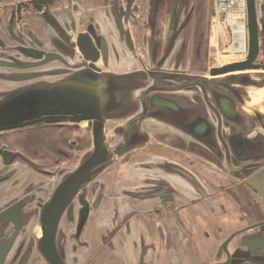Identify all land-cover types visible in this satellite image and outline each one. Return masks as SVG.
Masks as SVG:
<instances>
[{"label":"flooded vegetation","instance_id":"obj_1","mask_svg":"<svg viewBox=\"0 0 264 264\" xmlns=\"http://www.w3.org/2000/svg\"><path fill=\"white\" fill-rule=\"evenodd\" d=\"M194 9L195 5L190 4V0H0V60L16 62L29 56V49H37L45 53H57L67 61L54 60L46 65L70 68L69 64L82 62L84 58L77 48L70 45L69 40L87 33L92 25L101 37L100 58L96 64L102 69L103 62L111 63L107 41L113 42L112 59L116 64L123 63V53L116 51L114 45V42L119 41L129 50L126 60L131 62V70L167 74L166 64L170 58L177 67L171 73L188 74V69L184 67V57L187 27ZM258 9L261 11L258 14L260 47L254 64L260 67L250 70L257 74H250L248 78L245 76L244 79L249 83L239 88L223 90L224 97L235 105L236 113L232 118L219 115L222 111L219 99L223 95L214 88L207 102L211 129L206 135V143L212 153L226 155L224 164L227 171L245 184L264 183V140L250 138L247 122L239 109L257 98L259 91L264 88V10L260 6L257 13ZM138 45L145 57L138 55ZM70 54H74L73 60ZM213 67L220 66L213 65L209 71ZM189 68L191 73L200 72ZM257 118L264 128V115L258 113ZM54 127L60 128L58 130L61 133L52 139L51 146H39L42 143H34L30 137L34 133L31 131L43 133ZM80 127L82 132L73 129L69 123L44 124L0 133L5 134L0 138V149L14 153L9 164L0 154V178L9 174L0 180V248L12 241L3 264H51L46 251L48 248L42 241V214L58 183L71 172L74 161L71 159L72 152L77 150L79 154L84 153L87 144L93 142L91 138L92 142L88 141L89 135L86 134L89 132L83 131L84 126ZM72 133H77L74 139ZM237 135L247 140L246 147L240 152L236 151L234 145ZM73 156L76 158L74 153ZM212 160L211 156L208 161L211 165ZM19 167L26 170H19ZM259 191L264 197V185L259 187ZM87 195L84 188L69 203L57 224V233L60 228H69L73 223L78 229L82 226L93 204L86 201ZM261 203L264 205V200ZM243 208L240 218L246 215ZM243 229L244 232L264 233V222ZM224 252L231 257L228 264H264V248L255 251L229 248L227 241ZM65 254L56 236L53 257L68 264Z\"/></svg>","mask_w":264,"mask_h":264},{"label":"crops","instance_id":"obj_2","mask_svg":"<svg viewBox=\"0 0 264 264\" xmlns=\"http://www.w3.org/2000/svg\"><path fill=\"white\" fill-rule=\"evenodd\" d=\"M256 2L264 10V0ZM112 43L107 41L111 63L103 62L104 70L130 71L129 50L114 42L125 58L116 64ZM139 46L138 55L145 57ZM252 100L239 109L250 138L264 140L257 118L264 115V88ZM175 120L148 117L135 124L133 146L114 156L86 185V201L93 204L85 222L56 234L68 264H228L227 241L229 248H264V233L243 229L264 222L259 191L264 183L234 178L224 153H212L190 133L186 118ZM242 208L246 215L240 218Z\"/></svg>","mask_w":264,"mask_h":264},{"label":"water","instance_id":"obj_3","mask_svg":"<svg viewBox=\"0 0 264 264\" xmlns=\"http://www.w3.org/2000/svg\"><path fill=\"white\" fill-rule=\"evenodd\" d=\"M247 8V59L211 68L210 74L217 76L215 78L196 76L188 79L189 74L185 72L148 74L139 69L124 73L104 70L96 64L100 58L101 37L96 34L94 26L90 25L87 33H81L75 40H69L70 45L80 51L84 61L71 63L70 68L52 67L43 72L50 80L17 87L0 99V133L28 126L80 124L86 121L92 131V151L88 156L85 154L80 164L62 178L44 206L42 241L48 248L46 251L51 264H63L53 257V253L57 224L64 210L114 156L133 146L130 133L135 124L148 117L169 118L173 121L184 117L187 119L185 128L201 141L208 142L206 135L211 129V123L207 102L211 89L214 88L223 95L225 88H239L249 83L244 77L248 78L250 74L244 72L238 75L232 72L260 67L254 64L260 47L256 0H247ZM27 53L31 61L0 60V66L27 69L38 68L54 60L65 61L63 56L53 52L29 49ZM73 56L74 54H70L72 60ZM41 73L33 72L30 78H37ZM224 74L225 78H218V75ZM18 79L24 78L19 76ZM177 81L179 84H176ZM219 100L222 110L219 115L232 118L236 113L233 102L224 95ZM113 118L122 120L124 126L119 130L122 140L118 146L111 148L106 136V124L108 119ZM144 143L145 140L138 145ZM234 145L236 151L240 152L246 147L247 140L237 135ZM0 154L4 156L6 164L12 162L13 152L0 149ZM8 176L9 174L0 180ZM11 242L0 248V264H3Z\"/></svg>","mask_w":264,"mask_h":264},{"label":"rangeland","instance_id":"obj_4","mask_svg":"<svg viewBox=\"0 0 264 264\" xmlns=\"http://www.w3.org/2000/svg\"><path fill=\"white\" fill-rule=\"evenodd\" d=\"M199 1V0H197ZM191 2V0H190ZM200 2V1H199ZM195 5V3H192ZM199 4V3H198ZM179 5V3L177 4ZM201 7L203 8L204 11V19L205 22H207V24H209V26L207 27V37H206V48H207V57H206V63L203 65V68L199 69V73H191V71H189V66L185 67L188 69L187 73L189 74L188 79L193 78V77H202V76H208L209 78L212 77V75L210 74L209 71V67L215 65V66H223L225 64H229L231 62H236V61H240L245 59L246 57L243 56H237V55H231L228 53V44H229V38L227 35V29L224 28V26L220 23L214 24V32H213V36H212V17H213V7H214V0H206L203 2V6L201 4ZM205 33V31H204ZM179 46V43H177L176 47ZM176 49V48H175ZM215 53L212 54V57L210 55V53ZM215 57V58H213ZM32 59L28 56H24L21 61L26 62V61H31ZM173 61V62H172ZM17 62V61H16ZM176 64L174 62L173 59H168L166 67L168 72H172L174 71V68ZM52 67H56V65H44L38 68H27V69H18V68H13V67H2L0 66V99L2 97H4V95L14 89H16L17 87L29 84V83H33V82H37V81H46V80H50L49 76L46 75L45 72L46 70L52 68ZM183 67V68H184ZM33 72H42L40 74L39 77L37 78H30ZM244 72H248L249 74L252 75H256L257 73L254 71H244ZM234 74H240V73H234ZM22 77L24 79L19 80L18 78ZM226 75H219L218 78H225ZM176 84H179V81L176 82ZM106 86V85H105ZM194 94V92H193ZM253 101V100H251ZM255 111V108H252ZM122 120H118V119H108L107 120V124H106V136L108 138V142L112 147L118 146V143L122 140V134L119 133L120 128H122L124 125L120 124L122 123ZM87 124V125H86ZM69 125L72 126L73 129L77 128L78 130H80L79 128H82L80 126H84L86 125V128L83 129V131H88L89 133H87L86 135H89L88 141H90L93 139L92 136V131L91 128L89 126L88 122H83V123H69ZM122 125V126H121ZM73 131V130H72ZM81 131V130H80ZM82 132V131H81ZM77 134V133H76ZM72 133V139L75 138V136ZM46 136L45 133H35L32 134L31 138H34V140L36 141V143L38 144V142H40L41 138ZM92 142V141H90ZM40 145V144H38ZM93 149V142L92 143H88L87 147H86V151L84 153L79 154V152L77 150H75L74 152H72V157L71 159H74V161H72V166H71V171L74 170L81 162V159H83V157H85V154H88L92 151ZM73 153L75 154L76 158L73 156ZM40 179H43L42 177H39ZM57 182V181H56ZM55 182V183H56ZM85 188V187H84ZM41 233V230H40Z\"/></svg>","mask_w":264,"mask_h":264},{"label":"built area","instance_id":"obj_5","mask_svg":"<svg viewBox=\"0 0 264 264\" xmlns=\"http://www.w3.org/2000/svg\"><path fill=\"white\" fill-rule=\"evenodd\" d=\"M217 23L227 29L228 53L246 57L249 51L247 0H214L212 36ZM215 53L211 52V57Z\"/></svg>","mask_w":264,"mask_h":264},{"label":"trees","instance_id":"obj_6","mask_svg":"<svg viewBox=\"0 0 264 264\" xmlns=\"http://www.w3.org/2000/svg\"><path fill=\"white\" fill-rule=\"evenodd\" d=\"M199 1L191 0L190 2V4L195 3V9L187 27L188 37L186 41L185 57H184L185 67L190 66L193 69H198V70L203 68V65L206 63V57H207L206 37H207V27L209 26V24H207V22H205V19L203 18L204 11L203 8L201 7V4L203 6V2L206 0H199ZM58 129L60 128L54 127L47 130V132H43L46 134V136L41 138L40 143L42 144L40 145L44 147L49 146L53 142L52 139H55L57 137V134L61 133L59 132ZM31 132H34L33 134H35L37 131H31ZM39 133H42V131ZM3 135L5 134H0V138ZM31 136L32 135H30V137ZM32 140L34 143H36L35 141L36 139L34 140V138H32ZM8 142H10V139Z\"/></svg>","mask_w":264,"mask_h":264},{"label":"bare ground","instance_id":"obj_7","mask_svg":"<svg viewBox=\"0 0 264 264\" xmlns=\"http://www.w3.org/2000/svg\"><path fill=\"white\" fill-rule=\"evenodd\" d=\"M243 71H246V70H238V71H234V72H232V73H236V72H238V73L242 74Z\"/></svg>","mask_w":264,"mask_h":264}]
</instances>
